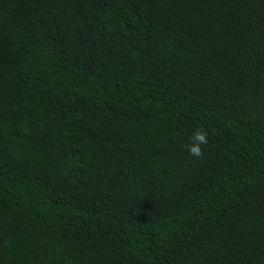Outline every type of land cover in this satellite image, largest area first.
I'll list each match as a JSON object with an SVG mask.
<instances>
[{
	"label": "trees",
	"instance_id": "trees-1",
	"mask_svg": "<svg viewBox=\"0 0 264 264\" xmlns=\"http://www.w3.org/2000/svg\"><path fill=\"white\" fill-rule=\"evenodd\" d=\"M0 264H264V0H0Z\"/></svg>",
	"mask_w": 264,
	"mask_h": 264
},
{
	"label": "clouds",
	"instance_id": "clouds-1",
	"mask_svg": "<svg viewBox=\"0 0 264 264\" xmlns=\"http://www.w3.org/2000/svg\"><path fill=\"white\" fill-rule=\"evenodd\" d=\"M207 135L206 131L197 130L190 137L191 143L187 147L192 156L196 158H202L204 156L202 145L208 143Z\"/></svg>",
	"mask_w": 264,
	"mask_h": 264
}]
</instances>
